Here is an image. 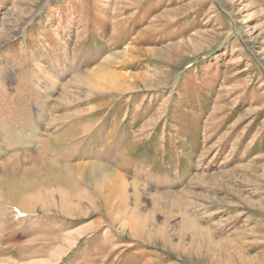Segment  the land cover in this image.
<instances>
[{"label": "rangeland", "instance_id": "1", "mask_svg": "<svg viewBox=\"0 0 264 264\" xmlns=\"http://www.w3.org/2000/svg\"><path fill=\"white\" fill-rule=\"evenodd\" d=\"M0 264H264V0H0Z\"/></svg>", "mask_w": 264, "mask_h": 264}, {"label": "bare ground", "instance_id": "2", "mask_svg": "<svg viewBox=\"0 0 264 264\" xmlns=\"http://www.w3.org/2000/svg\"><path fill=\"white\" fill-rule=\"evenodd\" d=\"M112 79H114V78H112ZM115 79H120V77H117V78H115Z\"/></svg>", "mask_w": 264, "mask_h": 264}]
</instances>
